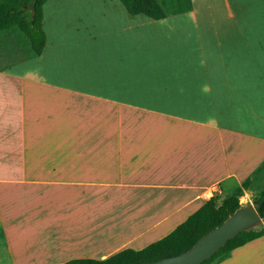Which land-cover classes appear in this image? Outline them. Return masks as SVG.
Returning a JSON list of instances; mask_svg holds the SVG:
<instances>
[{
    "label": "crops",
    "instance_id": "0c3cea01",
    "mask_svg": "<svg viewBox=\"0 0 264 264\" xmlns=\"http://www.w3.org/2000/svg\"><path fill=\"white\" fill-rule=\"evenodd\" d=\"M187 1L189 8L192 0ZM223 2L235 9L227 17L235 19L237 37L249 38V106L262 101L264 109V0ZM126 14L123 32L135 29L136 14ZM148 18L166 23L161 29L168 25L165 15ZM206 35L198 31L195 37L200 41ZM52 86L65 93L52 94L45 82L0 70V169L42 171L0 178V188L6 186L0 189V264H58L140 249L169 233L210 196H224L244 179L247 187L260 178V186L264 182L263 137L254 143L249 135V145L225 149L222 130L175 128L183 121L199 124L200 130L207 123L215 126L213 104L197 105L196 114L186 117L156 116L167 123L162 131H97L86 136L113 140L77 147L72 143L78 137L79 97H90L80 101L85 108L143 104L78 91L72 83ZM206 264H264V233Z\"/></svg>",
    "mask_w": 264,
    "mask_h": 264
},
{
    "label": "rangeland",
    "instance_id": "374dc122",
    "mask_svg": "<svg viewBox=\"0 0 264 264\" xmlns=\"http://www.w3.org/2000/svg\"><path fill=\"white\" fill-rule=\"evenodd\" d=\"M156 2L168 20L167 26L173 28L161 29L166 23L148 22V17L136 14L131 22L135 29L123 32L127 14L118 0H46L42 5L45 43L41 53L33 54L26 36L16 26L2 30L0 70L8 69L31 83L45 82L51 85L52 94L65 93L54 90L52 85L72 83L78 91L109 93L114 101L143 104L85 108L80 101L90 97H79L78 137L72 143L77 147L113 140L86 136L97 131H162L167 123L156 120V116L162 119L166 115H194L197 105L203 109L209 104L215 105L216 111L211 115L215 126L207 123L200 130L199 124L183 121L175 128L181 127L184 132L222 130L227 136L225 149L234 145L239 150L249 145V135L254 143L264 138L262 101L249 106V38L237 37L235 19L227 17L235 12L230 2L228 7L223 0H192L195 14L188 8L187 0ZM224 17L231 20L223 21ZM198 31L207 34L200 41L195 37ZM203 67L210 73L204 74ZM20 172L42 171L0 169V178L16 177ZM255 182L258 184L245 187L238 196L240 206L251 203L260 189L261 178ZM4 188L3 185L0 189ZM263 226L262 221L252 229Z\"/></svg>",
    "mask_w": 264,
    "mask_h": 264
},
{
    "label": "trees",
    "instance_id": "16d2710c",
    "mask_svg": "<svg viewBox=\"0 0 264 264\" xmlns=\"http://www.w3.org/2000/svg\"><path fill=\"white\" fill-rule=\"evenodd\" d=\"M46 0H0V31L16 26L27 38L30 49L39 54L44 44L41 29L42 5ZM129 15L143 14L158 19L164 16L155 0H118ZM248 180L233 188L224 196L212 195L194 212L177 224L163 237L148 243L140 249L123 248L105 258H73L58 264H140L163 257L179 254L187 250L203 234L217 226L235 209L240 207L238 196L247 187ZM251 204L264 222V182L252 197ZM264 233V226L239 231L228 239L209 258L199 264H206L215 257H223L231 249Z\"/></svg>",
    "mask_w": 264,
    "mask_h": 264
},
{
    "label": "water",
    "instance_id": "95a60500",
    "mask_svg": "<svg viewBox=\"0 0 264 264\" xmlns=\"http://www.w3.org/2000/svg\"><path fill=\"white\" fill-rule=\"evenodd\" d=\"M260 222L261 219L253 205L248 203L235 209L217 226L203 234L187 250L176 255L140 264H199L209 258L239 231L253 228Z\"/></svg>",
    "mask_w": 264,
    "mask_h": 264
}]
</instances>
